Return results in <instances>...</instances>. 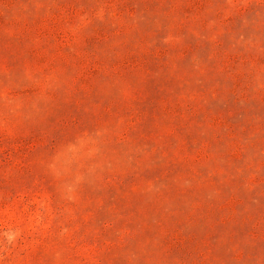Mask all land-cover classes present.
Listing matches in <instances>:
<instances>
[{
    "label": "rangeland",
    "instance_id": "rangeland-1",
    "mask_svg": "<svg viewBox=\"0 0 264 264\" xmlns=\"http://www.w3.org/2000/svg\"><path fill=\"white\" fill-rule=\"evenodd\" d=\"M0 264H264V0H0Z\"/></svg>",
    "mask_w": 264,
    "mask_h": 264
}]
</instances>
